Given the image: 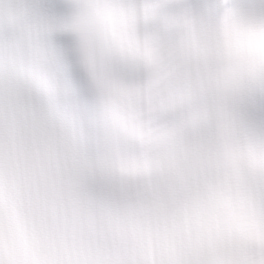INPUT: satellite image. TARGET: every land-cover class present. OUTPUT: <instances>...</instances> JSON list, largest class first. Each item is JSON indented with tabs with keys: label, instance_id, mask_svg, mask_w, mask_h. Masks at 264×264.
<instances>
[{
	"label": "clouds",
	"instance_id": "9594fccd",
	"mask_svg": "<svg viewBox=\"0 0 264 264\" xmlns=\"http://www.w3.org/2000/svg\"><path fill=\"white\" fill-rule=\"evenodd\" d=\"M0 264H264V0H0Z\"/></svg>",
	"mask_w": 264,
	"mask_h": 264
}]
</instances>
